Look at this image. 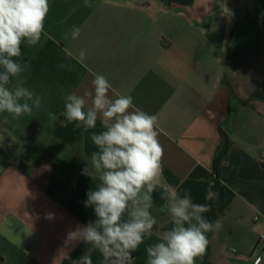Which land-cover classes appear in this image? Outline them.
<instances>
[{
  "label": "crops",
  "instance_id": "1",
  "mask_svg": "<svg viewBox=\"0 0 264 264\" xmlns=\"http://www.w3.org/2000/svg\"><path fill=\"white\" fill-rule=\"evenodd\" d=\"M89 2L91 7L85 0H49L45 31L52 39L24 42L21 57L14 58L27 65L19 79L41 106L20 117L0 113V156L6 155L0 158V264H53L62 252L72 260L88 254L102 264L92 245L67 240L96 219L84 202L98 177L55 167L45 155L71 163L90 161L97 151L90 137L103 130L99 119L86 130L62 115L66 95L92 91L94 74L157 116L164 180L181 195L188 191L194 203L214 204L203 215L222 228L210 232L196 264H257L264 230V0ZM73 26L80 36L64 39ZM81 50L83 62L75 58ZM16 83L14 78L8 87ZM221 129L231 145L218 180ZM64 181L69 186L56 200L47 189ZM153 204L157 224L133 253V264H147L146 248L172 227L159 188Z\"/></svg>",
  "mask_w": 264,
  "mask_h": 264
},
{
  "label": "clouds",
  "instance_id": "2",
  "mask_svg": "<svg viewBox=\"0 0 264 264\" xmlns=\"http://www.w3.org/2000/svg\"><path fill=\"white\" fill-rule=\"evenodd\" d=\"M85 5L92 6L89 0ZM49 10V0H0V113L20 117L31 114L33 106H41V98L19 79L27 65L14 58L21 57L22 43L35 46L42 37L52 39L45 31ZM80 33L81 29L73 26L64 39L70 35L75 40ZM75 58L83 62L86 51L81 50ZM14 78L17 83L9 88ZM91 86L92 91L85 90L82 95L67 94L62 115L68 123L76 122L86 130L94 129L98 119L102 125V131L91 134L97 151L91 153L83 169L93 179L98 177L84 202L96 219L69 232L67 240L92 245L101 254L102 264H133V253L157 224L151 210L153 193L159 188L172 227L146 248L147 264H196L206 253V234L218 232L221 222H210L203 215L210 210L208 205L194 203L188 191L181 195L164 180L157 116L136 107L132 96L115 92L102 74H94ZM48 118L52 122L58 119L53 112ZM63 260L93 264L91 255L72 260L67 252L59 253L53 264H63Z\"/></svg>",
  "mask_w": 264,
  "mask_h": 264
},
{
  "label": "trees",
  "instance_id": "3",
  "mask_svg": "<svg viewBox=\"0 0 264 264\" xmlns=\"http://www.w3.org/2000/svg\"><path fill=\"white\" fill-rule=\"evenodd\" d=\"M221 136H222V145L217 150V154H216L215 162H214V171H215V174H216L218 180H220V164H221V161H222L224 155L226 154L227 150L229 149V147L231 145L229 137L227 136V134L222 129H221ZM45 155L53 161V164L55 167L58 163H60V164H63L69 170L74 169V170L80 172V171H83V169H85L88 166V161L84 160V159L83 160H76V161H73L71 163H67V162L61 160L60 158L53 156L49 153H46ZM68 186H69V181H64L61 183L52 182L49 185L47 192L51 197H53L54 199L57 200L65 193ZM222 201H223V192H222V188H221V196L219 199V203H221ZM207 205L209 207H211L214 204L210 203ZM206 235L209 237L210 232L207 233Z\"/></svg>",
  "mask_w": 264,
  "mask_h": 264
},
{
  "label": "built area",
  "instance_id": "4",
  "mask_svg": "<svg viewBox=\"0 0 264 264\" xmlns=\"http://www.w3.org/2000/svg\"><path fill=\"white\" fill-rule=\"evenodd\" d=\"M262 161L264 162V156L262 158ZM259 219H260L259 216H255L254 221L258 222ZM263 254H264V230L260 233L259 240L256 246V251H255L256 262H257V258H260L259 262L262 260Z\"/></svg>",
  "mask_w": 264,
  "mask_h": 264
},
{
  "label": "rangeland",
  "instance_id": "5",
  "mask_svg": "<svg viewBox=\"0 0 264 264\" xmlns=\"http://www.w3.org/2000/svg\"><path fill=\"white\" fill-rule=\"evenodd\" d=\"M1 159H6V155L0 156Z\"/></svg>",
  "mask_w": 264,
  "mask_h": 264
}]
</instances>
